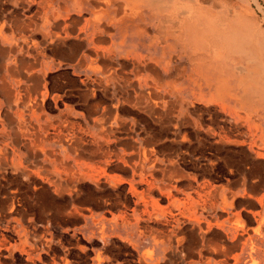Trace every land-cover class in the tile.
Instances as JSON below:
<instances>
[{"label":"rangeland","instance_id":"obj_1","mask_svg":"<svg viewBox=\"0 0 264 264\" xmlns=\"http://www.w3.org/2000/svg\"><path fill=\"white\" fill-rule=\"evenodd\" d=\"M48 1L36 0L29 11L28 0H0V26L6 22L5 34L10 39L16 36L24 46L8 53L10 43L0 41V148L6 144L9 157L13 149L27 156L28 147L42 140L57 154L61 143L66 148L80 143L84 178L80 194L87 201H74L68 194L60 196L40 178L2 169L0 242L6 239L7 243L0 244V264H64L66 255L69 264H94L97 255L105 257L108 264H177L175 253L164 252L141 234L148 224L157 225L155 218L144 215L138 225L122 224L121 215L127 213L132 218L136 204L130 184L119 181L131 180L134 166L140 162L146 173L159 180L173 164L199 175L202 171L198 167L210 156L202 145L210 139V125L231 131L230 140L219 145L221 156L249 161L247 167L264 178V158L255 159L243 142L251 137L250 130L258 128L264 149V0H107L123 28L112 31L114 36L107 42L92 44L85 39L82 48L75 45L77 29L91 17L90 11L84 10L79 24L63 33L69 34L65 41L44 45L40 35L35 37L54 62L46 67V88L42 87L48 93V107L33 112L26 102L27 73L19 70L17 59L32 58L34 43L20 38L14 19L34 15L42 2ZM59 1L68 4L71 18L67 21L71 22L77 8L72 1ZM203 27L207 34L200 36ZM79 36L86 38L87 33L82 31ZM95 45L102 52L112 45L109 65L101 58L95 62L101 67L99 73L88 68L90 62H78L79 58L92 61ZM56 48L62 53H55ZM152 59L171 62L172 79L183 100V105L177 103L171 112L165 113L163 105H152L155 95L151 101L142 97L149 86L138 87L139 78L148 74L142 69L138 73L136 65L154 62ZM110 65L123 78L98 84L99 79H107L104 71ZM220 79L221 90L215 93ZM5 83L12 90L4 89ZM91 87L95 88L94 96ZM245 87H250L248 94ZM10 91L18 96L14 103L8 102ZM56 94L63 95L57 106L51 99ZM231 94L243 97L244 103L229 104ZM170 99L177 100V96ZM44 127L49 128L48 137L39 133ZM66 153L71 161L78 155L68 148ZM224 169L221 161L219 171ZM203 177L208 179V173ZM15 189L20 201L26 199L30 207L24 209L19 201L16 208L8 205L7 196ZM258 207V201L248 195L240 196L237 203L240 210ZM8 248H12V255ZM259 260H263L261 256Z\"/></svg>","mask_w":264,"mask_h":264},{"label":"crops","instance_id":"obj_2","mask_svg":"<svg viewBox=\"0 0 264 264\" xmlns=\"http://www.w3.org/2000/svg\"><path fill=\"white\" fill-rule=\"evenodd\" d=\"M69 1H72L77 8L75 17L72 16L71 22L67 21L71 18L68 4L59 0L56 5H54V0H52L53 4L50 3V0L45 3L42 2L41 10H37L34 15L26 14L25 18L16 17L14 19V25L18 34L21 35L20 38L25 41L30 38L34 43L32 48L29 45L26 46L31 48L32 58L17 59L18 62L20 61V65L17 66L19 70L27 73L24 74L28 82L26 102L33 112L45 110L48 107V93L43 92L42 87L46 88V67L54 62V59L49 60L47 58L46 47H40L39 41L35 38L37 35L42 37L41 42L44 45L54 41H65L69 34L63 36V33H68L73 24H79L81 13L84 10H89L91 17L85 20L81 29L78 27L75 45L79 44L83 48L86 43L85 39L92 44L107 42L109 36H114L112 31L123 28L122 22L118 20V14L112 11L109 1ZM35 3L36 0H28L27 8L30 9L29 11ZM39 13L42 14L40 16L42 22L37 19ZM5 25L6 22H3L0 26V41L10 43L8 53L16 52L17 48H24L19 44L16 36L10 39L5 34ZM206 30L207 28L203 27L198 35H206ZM82 31L87 33L86 38L79 36ZM196 44H198V40ZM91 49L94 52L92 61L79 58L78 62H90L88 68L99 73L101 67L95 65V62L101 58L102 62L109 65L112 45L106 47L105 52H102L96 45L95 48ZM55 53L59 54L62 51L60 48H56ZM153 61L137 63L136 67L140 68L138 73L142 69L148 74L145 79L139 78L138 87L149 86L142 97L151 101L152 96L155 95L157 99L152 101V105H163L165 113L166 111L171 112L177 103L183 105V100L178 97L180 88L172 79L171 62ZM104 73L107 79H99L98 81L92 79V83L97 81L98 84H104L105 81L114 77L123 78L117 68L112 65L109 69H105ZM125 80L127 79L125 78ZM218 83L220 85L217 84L215 93H219L218 90H221L219 88L222 86L223 79H220ZM240 85L244 87L243 82H240ZM2 87L6 90H12V87L7 83L3 84ZM249 89L250 87L248 89L245 87L246 94L250 92ZM94 91L95 88L91 87L92 96L95 95ZM11 92L8 102L14 103L18 96L12 95ZM176 96L177 100L172 101L170 99ZM244 97L246 98V96ZM51 99L57 106L62 101L63 95L56 94ZM232 102L243 104L244 99L231 94L229 104ZM152 105H148L149 108H152ZM232 110L233 108L230 107V111ZM48 129V127L39 129L41 136L48 137ZM257 130L258 128L255 131L250 130L251 137L243 142L248 144L249 151L255 159L261 160L264 158L263 141L260 139L261 136L258 138ZM207 131L210 139L205 140L204 144L201 140L199 142L206 146L210 156L207 157L208 162L206 164L198 167L202 171L198 173L199 175L188 174L180 164H173L168 169L167 175L159 180L153 177V174L146 173L143 162H140L134 166L135 173L131 180L119 181V184H130L131 194L135 198L136 204L132 218L129 214L123 213L121 222L126 225H138L144 215L155 218L154 223L157 225L148 224L145 227L146 230L141 231V234L143 237H150L153 243L164 252L169 250L168 252L175 253L174 257L177 264H252L254 261L257 264H264V178L252 167H247L250 164L249 161L221 156L222 147L219 145L224 146L230 140L231 131L229 129L210 125ZM61 136L62 131L59 130L57 134L59 142ZM4 145L5 147L0 148V171L3 169L4 172L11 171L16 174L40 178L51 184L60 196L68 194L74 201H87V198L80 194V185L84 180L80 172L82 171L81 155L83 151L80 143L68 144L67 146L68 149L78 154L77 158H73L72 161L66 153L67 148L63 143L59 144L58 154L55 153L56 150L50 149L49 145H46L42 140V143L31 144L28 147L27 156H20L16 149H13L11 158L8 156L6 144ZM91 153L94 154L95 151ZM221 161L226 168L223 173L219 171ZM152 167H155V164H152ZM205 172L209 175L208 179L203 177ZM237 174L239 175L238 178H232ZM10 193L7 196L8 205L16 208L15 203L19 201V205L24 209L30 207L26 199L20 201L21 196L18 189L11 190ZM244 195L258 201L259 207L255 210L237 209L239 198ZM165 201L168 202V205L162 206L161 204ZM139 206H142V209L139 210ZM163 217H169V219L165 223H161L160 220ZM2 243L6 245V239L0 242V244ZM8 249L12 255V248ZM237 250L240 252L234 254ZM260 256L262 261L259 260ZM94 261V264H108V260L102 255H97ZM64 262V264H69L67 255Z\"/></svg>","mask_w":264,"mask_h":264},{"label":"bare ground","instance_id":"obj_3","mask_svg":"<svg viewBox=\"0 0 264 264\" xmlns=\"http://www.w3.org/2000/svg\"><path fill=\"white\" fill-rule=\"evenodd\" d=\"M254 264H257V262L256 263L254 262Z\"/></svg>","mask_w":264,"mask_h":264}]
</instances>
